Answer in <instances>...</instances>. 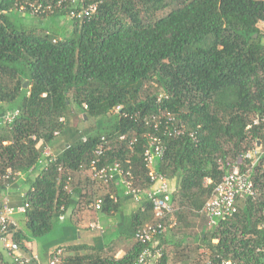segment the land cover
Masks as SVG:
<instances>
[{"label":"trees","instance_id":"1","mask_svg":"<svg viewBox=\"0 0 264 264\" xmlns=\"http://www.w3.org/2000/svg\"><path fill=\"white\" fill-rule=\"evenodd\" d=\"M33 17L71 28L29 27ZM261 23L264 0H0V116L19 111L12 124H0V176L10 169L26 178L27 207L11 232L21 251L30 254L26 244L37 242L43 258L53 246L62 250L59 264L135 262L144 248L135 239L116 259L72 242L75 222H58L68 211L76 218L91 210L97 185L88 169L102 137L111 146L103 161L120 163L136 188L148 190L144 152L154 136L163 149L154 170L171 183L175 208L173 223L148 245L160 252L155 264H196L190 256L200 250L203 264H264L257 251L264 246ZM72 105L82 123L97 124L75 126ZM57 139L61 151L48 162L44 149ZM239 158L255 195L238 197L235 212L207 224L188 246L174 231L196 228L195 217ZM13 180L0 182V191ZM100 198V213L120 210L119 197ZM154 220L142 199L126 224L134 238ZM0 264L17 263L0 251Z\"/></svg>","mask_w":264,"mask_h":264},{"label":"built area","instance_id":"2","mask_svg":"<svg viewBox=\"0 0 264 264\" xmlns=\"http://www.w3.org/2000/svg\"><path fill=\"white\" fill-rule=\"evenodd\" d=\"M36 9L33 13H37ZM94 10V9H93ZM118 111V109H117ZM19 115L18 110L7 112L0 116V124H12L15 118ZM180 133V131L178 132ZM102 145H99L94 151V158L89 164L88 174L92 183L100 187H110L113 185L120 186L122 195L133 202L139 204L142 199L147 200L152 206V212L154 215V222L146 225L144 228L137 230L134 233V239L144 246L142 252L137 257L136 261L132 264H155L160 257L159 251H152L148 245L155 237L162 235L165 230L166 222L172 218L175 208L171 204L170 191L167 179L154 170V162L157 158L162 156L163 149L161 143L157 137L149 136L147 148L144 152V161L147 169L149 170V178L151 186L146 191H141L136 188L132 182L129 172L125 171L120 163L103 161L105 154L110 150V145L102 137ZM44 156L50 158L53 161L55 158L51 154L47 153L44 149ZM258 155V150L248 152L243 157L251 159ZM43 163V162H42ZM43 165H46L44 163ZM20 173L14 174L10 169L6 170L4 175L0 176V182H7L11 178L13 181L17 180ZM9 186V185H8ZM7 186V187H8ZM253 183L251 182L248 172H241L238 167H233L232 171L226 174L221 182L214 188L213 196L205 204L203 213L208 221V225H215L216 220L224 216H230L235 212V201L238 197H253ZM110 198L117 202V196L111 194ZM102 200L100 197H94L89 208L95 212H99L101 209ZM26 204L13 209L5 201L0 206V244L5 250L6 255L17 264H29L34 261L36 264H40L38 257L30 254L23 253L16 242L11 239V232L15 231L16 224L11 220V216L14 212L24 213ZM92 228H96L97 224H91ZM27 247V244H26ZM28 249V248H27ZM29 250V249H28ZM30 251V250H29ZM257 251L260 254H264V246L258 248ZM62 250L57 249L53 251L48 259L49 264H59L61 262ZM212 264V263H207ZM218 264H237L230 260H221Z\"/></svg>","mask_w":264,"mask_h":264},{"label":"crops","instance_id":"3","mask_svg":"<svg viewBox=\"0 0 264 264\" xmlns=\"http://www.w3.org/2000/svg\"><path fill=\"white\" fill-rule=\"evenodd\" d=\"M57 142L54 147H47V153L52 156L60 153L63 139H57ZM44 163H39L38 168H42ZM37 175V171H34L30 179H33ZM26 178L20 176L15 182L9 185L6 190L0 191V206L7 201L9 206L13 209L23 206V195L27 189ZM169 183V188L171 183ZM96 197L104 195L105 193H114L115 186L100 187L95 186ZM118 196L120 199L121 208L117 213H112L109 215L102 214L100 212H95L90 210L86 211L80 215V217H71L70 211L66 213V216L60 217L58 222V227H61L64 223H73L75 222L77 227V236L76 239L72 242L78 244H84L89 246H94L101 248L103 250H108L109 254L114 253V257L119 259L125 255V252L134 244V238L130 233V228L128 223L126 224V219L131 215L135 214L139 209V204L133 202L132 200L124 197L120 188H118ZM22 214L14 212L11 216V220L17 225L21 226L22 224ZM71 217V218H70ZM97 224L96 228H92L91 224ZM62 231L65 232L63 229ZM156 245V243L154 244ZM27 248L30 252L38 257L40 264H49L48 263V254H50L54 246L49 249L47 257L43 258L41 255V250L37 242L27 243Z\"/></svg>","mask_w":264,"mask_h":264},{"label":"rangeland","instance_id":"4","mask_svg":"<svg viewBox=\"0 0 264 264\" xmlns=\"http://www.w3.org/2000/svg\"><path fill=\"white\" fill-rule=\"evenodd\" d=\"M43 21V22H41ZM27 24L29 25V27H37V26H46V27H49V28H56L58 29L59 32H61L64 28L66 30H69L71 28V26L69 25L68 21L67 20H59V21H56L54 24L48 20V18H45V19H36L35 17L29 19V20H26ZM259 28L260 30L264 31V24L261 23L259 25ZM72 108V112H73V124L78 127H84V128H92L94 125L97 124V120H88L84 123L81 122V112L78 111L74 105L71 106ZM242 163V159L239 158L236 163H235V167H237L238 165H240ZM169 185V183H168ZM171 222L173 221V218H170L169 219ZM168 220V221H169ZM195 223H196V228L194 229H188V230H175V235L178 236V235H181V234H184V236L187 237V241L186 244L189 246H191L192 248H194V244L191 242L193 241V239L199 235L201 229L205 226H208V221H207V218L206 216L203 214V213H200L198 214L195 219H194ZM167 223V222H166ZM173 223V222H172ZM0 251L1 252H4L5 250L2 248V245L0 244ZM201 254H202V251H198L197 253H194L192 252L191 253V256H190V259H192L193 263H196V264H203V258L201 257Z\"/></svg>","mask_w":264,"mask_h":264},{"label":"water","instance_id":"5","mask_svg":"<svg viewBox=\"0 0 264 264\" xmlns=\"http://www.w3.org/2000/svg\"><path fill=\"white\" fill-rule=\"evenodd\" d=\"M26 86H27V84L25 83V84H24V88H26Z\"/></svg>","mask_w":264,"mask_h":264}]
</instances>
